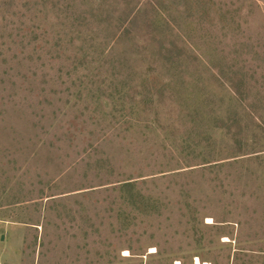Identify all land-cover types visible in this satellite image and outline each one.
Wrapping results in <instances>:
<instances>
[{"label": "rangeland", "instance_id": "1", "mask_svg": "<svg viewBox=\"0 0 264 264\" xmlns=\"http://www.w3.org/2000/svg\"><path fill=\"white\" fill-rule=\"evenodd\" d=\"M0 264H264V0H0Z\"/></svg>", "mask_w": 264, "mask_h": 264}, {"label": "trees", "instance_id": "2", "mask_svg": "<svg viewBox=\"0 0 264 264\" xmlns=\"http://www.w3.org/2000/svg\"><path fill=\"white\" fill-rule=\"evenodd\" d=\"M137 17L138 15H134V16H131L130 19L129 17L126 18L124 21H126V24H127V27L125 28V31H129L130 28H133V26H135L137 24ZM168 53V52H167ZM237 93V96H238V93L239 92H236ZM240 143L241 141H236V144L240 146ZM240 151H241V148H239Z\"/></svg>", "mask_w": 264, "mask_h": 264}]
</instances>
